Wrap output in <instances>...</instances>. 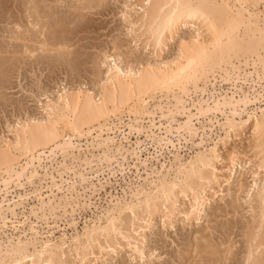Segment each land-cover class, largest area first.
Returning a JSON list of instances; mask_svg holds the SVG:
<instances>
[{"label":"snow or ice","instance_id":"snow-or-ice-1","mask_svg":"<svg viewBox=\"0 0 264 264\" xmlns=\"http://www.w3.org/2000/svg\"><path fill=\"white\" fill-rule=\"evenodd\" d=\"M24 8L27 31L3 33L0 86L15 88L19 76L34 103L47 99L44 85L23 73L38 57L68 58L57 42L69 21L110 13L115 26L96 61L100 92L88 93L78 117L52 100L40 115L0 116V234L10 237L0 264H264V0H25ZM121 180L122 194L105 192L111 183L119 193ZM225 186L246 193V204L259 191V242L237 237L247 241L243 259L230 225L210 227L212 239L199 233ZM90 211L81 234L78 217ZM181 224L198 235L191 246L166 243L172 258L142 235L162 228L167 242Z\"/></svg>","mask_w":264,"mask_h":264},{"label":"rangeland","instance_id":"rangeland-1","mask_svg":"<svg viewBox=\"0 0 264 264\" xmlns=\"http://www.w3.org/2000/svg\"><path fill=\"white\" fill-rule=\"evenodd\" d=\"M85 1L87 3L91 2V0H83L84 3H86ZM73 2H80V0H73ZM24 3L25 0H0V45L3 44V33L5 31L11 32L16 24L24 27L25 31H27L28 16ZM84 16L86 18L81 22L73 23L69 21L57 42L58 44H67L69 48L67 59L55 53L29 61L26 66L23 73L25 81L30 83L33 77H38L44 85V95L47 96V99L40 100V98H37L34 103L30 98L22 95L19 90L18 76L15 88L0 86V116H15L19 120L21 111H24L27 115L29 109L33 116L40 115L39 104H45L48 99H52L53 95H55V98L58 97L57 88H59L60 92H63V88L67 87L66 85L73 89L88 87L98 93L100 90L99 85L102 83L100 77L103 69L97 65L96 61L102 53L110 51L111 30L115 26V21L110 18V13L107 15H90L85 12ZM104 76H106V73ZM3 139L4 129L0 126V143ZM12 139L15 140V137L13 136ZM123 188L124 184L121 180L119 193L117 188L111 183H109L105 192H110L112 196H116L122 194ZM224 191L227 193L226 195L213 197L212 207L205 215L203 224L199 228V233H207L209 239H212L214 233L209 231L210 227L216 229L220 225H230V230L226 231L227 238L228 240H236L238 245L236 251L239 252L240 258L243 259L245 253L243 249L246 248L247 241L241 242L237 237H246L247 232L251 230L248 228L253 225V212L250 209V205L245 203L247 199L246 193L241 192L239 189H233L229 192L227 186H225ZM107 199H111V197H107ZM107 205V202L103 203L104 208ZM93 211L86 213L83 218L78 217L80 219L79 231H82L86 221L92 220ZM158 219L162 220L159 213L153 220V228H155V221ZM162 230V228L159 231L149 230L144 235L148 239L152 250L161 252L165 258H172L173 256V250L171 247H166V243H176L178 248L181 246L187 247L195 244L196 236L198 235L196 229L189 228L185 230L181 224L177 226L175 232H171L168 235L167 242H165L161 238ZM65 233L70 237L72 229H68ZM59 234V232L56 233V235ZM0 237L2 238H0L1 244L2 240H6V237L3 234H0ZM221 238L218 235L215 236L217 240ZM128 251L127 248L124 249L125 258ZM96 254L100 255L98 248ZM103 255L108 256L109 253L105 252ZM71 256L72 253H69V258Z\"/></svg>","mask_w":264,"mask_h":264},{"label":"bare ground","instance_id":"bare-ground-1","mask_svg":"<svg viewBox=\"0 0 264 264\" xmlns=\"http://www.w3.org/2000/svg\"><path fill=\"white\" fill-rule=\"evenodd\" d=\"M86 2V1H85ZM132 2L134 3H141L142 0H132ZM154 3H160V4H164V3H172L173 0H153ZM193 2H206V3H236L237 0H193ZM87 3V2H86ZM16 26H19L18 24H16ZM62 39V38H61ZM64 42V41H63ZM61 43V42H60ZM65 44V43H64ZM63 44V45H64ZM67 45V44H65ZM71 45V44H70ZM57 46H61V44H58L57 43ZM71 53V52H70ZM52 56V55H51ZM61 56V55H60ZM105 79H107V74L106 76H104ZM101 83V82H100ZM103 84V81L102 83ZM100 84V85H101ZM99 85V87H100ZM67 87L63 88V92H66V95L63 97V99H61L60 95L58 97L55 98V100L53 99H48L46 101V103L44 104L45 106H48V101L49 100H52V103L53 104H62L64 106V109H67L69 110V114L73 117H78L79 116V112L77 111V108L79 106V109L80 111L82 112L83 111V108L85 106V104L87 103L88 99H89V96H88V93H92V94H99L100 90L98 91V93H96L94 91V89H89L88 87H84L83 89L86 90V92L84 94H81V89H73L72 87H68V85H66ZM118 87V85H117ZM100 89V88H99ZM135 119V117H133V120ZM39 131V129H37V132ZM23 134V133H22ZM33 135V133L30 131L28 133V136L31 137ZM14 141V140H13ZM4 147L5 145L1 142L0 143V153L3 152L4 150ZM50 150V149H49ZM41 151H43V149H41ZM44 160H48L49 157H48V154L45 153L44 154V157H43ZM3 173L0 172V176H2ZM238 190V189H237ZM253 195V199L251 201V203H249L250 205V209L251 211L253 212V225L252 227L250 228L249 226V232H247V236L249 235H255L256 238H257V243L259 242V234H260V229H261V220H262V212H261V202H260V198H259V191L256 190V191H253L252 193ZM114 196V195H113ZM108 207V205H107ZM106 207V208H107ZM158 215V213L156 214ZM252 217V216H251ZM155 218V216H154ZM153 218V220H154ZM207 218V217H206ZM207 220V219H206ZM251 223V222H250ZM77 231H79L78 229H76ZM74 230L72 229V232ZM244 231V230H243ZM242 231V232H243ZM81 234H83L84 232V227L82 228V231H79ZM245 232V231H244ZM65 235H67L66 233H64ZM72 234V233H71ZM71 234H70V237H71ZM144 235V234H142ZM4 236V235H3ZM246 236V237H247ZM6 237V240L5 241H1V244H0V259H6V258H9V257H6L4 255V253L7 251V240L10 239V237ZM1 238V237H0ZM2 239V238H1ZM82 244H87L88 241L87 240H83L81 242ZM246 243V242H245ZM245 250V249H243ZM75 251V246L73 247V252ZM244 257V256H243ZM58 257H53V259H56ZM27 264H31V261H28Z\"/></svg>","mask_w":264,"mask_h":264}]
</instances>
